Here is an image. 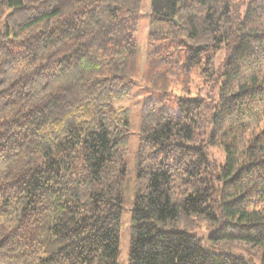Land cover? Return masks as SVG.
I'll use <instances>...</instances> for the list:
<instances>
[{
  "label": "trees",
  "instance_id": "obj_1",
  "mask_svg": "<svg viewBox=\"0 0 264 264\" xmlns=\"http://www.w3.org/2000/svg\"><path fill=\"white\" fill-rule=\"evenodd\" d=\"M142 0H0V264H117ZM150 0L148 45L213 74L217 100L141 106L128 264H250L262 248L264 0ZM159 75V74H158ZM173 106V107H172ZM221 151L218 165L208 151Z\"/></svg>",
  "mask_w": 264,
  "mask_h": 264
},
{
  "label": "rangeland",
  "instance_id": "obj_2",
  "mask_svg": "<svg viewBox=\"0 0 264 264\" xmlns=\"http://www.w3.org/2000/svg\"><path fill=\"white\" fill-rule=\"evenodd\" d=\"M241 3L240 11L233 17L237 16L245 8L244 3L250 0H237ZM150 0H142L140 18L135 34L137 45L136 57L133 63V80L134 87L132 94L125 100L118 102V106L125 107L130 113L129 143L125 157L126 174L125 190L122 201V216L120 228V240L118 249V263L128 264L129 247H130V219L134 201V177L136 173V164L138 159L139 144V126L141 106L145 98H157L165 93L167 102L174 100L177 96L186 95L188 98L201 96L216 101L218 89L220 87L221 73L224 70V62L230 54V50L222 49L219 51L213 62V74L206 71L207 66L202 60L197 66L189 71H185L181 63H177V58H170V62L163 64L160 62L162 54L153 53V47L148 45L146 32V17ZM159 74V75H158ZM173 107V106H172ZM210 159L218 165L224 163L225 156L221 151H208ZM219 228L207 226L205 222H200L198 227L193 231L204 239V245L215 253H232L246 258L250 264H261L262 248L251 247L242 241H225L213 242L208 237Z\"/></svg>",
  "mask_w": 264,
  "mask_h": 264
}]
</instances>
